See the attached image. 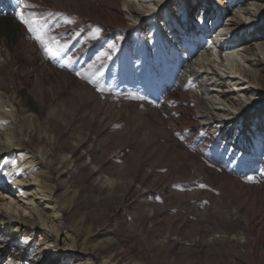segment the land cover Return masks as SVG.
Wrapping results in <instances>:
<instances>
[{"label": "rangeland", "instance_id": "obj_1", "mask_svg": "<svg viewBox=\"0 0 264 264\" xmlns=\"http://www.w3.org/2000/svg\"><path fill=\"white\" fill-rule=\"evenodd\" d=\"M176 1L129 0L128 2L132 3L141 14L146 15L145 19H149L145 11L153 10L154 3H158L156 8L163 13L167 7L173 8V2ZM206 1L209 4L210 0ZM246 1L249 4L255 2L254 0ZM30 2L39 5L34 9L37 12L61 13L65 19L74 21L70 24L65 23L61 16L55 15L48 18L49 28L61 36L62 42L67 41L66 55L72 57V64L67 68H61L56 60L46 59L40 46L32 38V34L17 19V12L20 9L16 0H0V73L5 76L0 79V96L8 105L16 108L19 115L14 121L17 128L16 134L20 141L22 139L25 142L27 148L38 150L36 146L28 145V143L29 137L35 138L39 132H43L39 143L46 145L47 148L53 147L56 133L54 135L51 132L48 135L40 131V128L46 126L50 120L56 124L57 131L62 132L58 139L62 146L57 150L63 151L64 155H69L68 160L72 158V163L67 167L62 163L59 164L58 161L55 162L59 164L61 171L64 170L63 177L59 178L55 169H51L47 177L49 184L53 187L54 201L64 213L65 227L72 234L76 233L77 228L85 234L79 237L77 235L76 252L91 258L95 264H100L97 258L98 251L92 250L91 247H97L96 244L106 241L108 234L111 236L114 234L119 243L109 251L118 256L121 262L128 264L133 260L136 251L139 254H155L156 250L152 248V244L164 242L165 235L171 233L174 237L170 239L179 242V245L169 256L163 249L159 254L158 263L188 264L189 255L191 256L193 251L195 254H203L198 250L201 247L198 243L200 241H197L196 245L191 243L194 238L190 232L191 222L196 221L206 231L212 222H208L207 219L201 220L199 214L203 212V209L214 210V199L222 196L231 197L238 193V189L234 187L228 190L220 185L218 177L230 174L244 185L253 184L254 179L252 181L247 179L251 176L248 171L239 168L240 163H250L253 170L260 171L256 160L264 162L262 151L251 150V156L248 159L241 156L242 162H238L231 157L233 154L236 155L232 150L233 143L223 141L212 129L205 128V132L193 133L190 129L189 117H194L196 114L189 113L187 108L194 100L186 96L188 92L179 90L177 76L182 72H177L179 68L175 63L173 64V59L167 57L170 55L160 49V45L156 48L161 55L157 58L155 67H149L144 61L136 59L134 52L125 49L119 42L112 43L111 40L98 42L97 38H92L89 35L91 29L93 27L101 29V25L94 19L82 17L84 8L81 6L75 7L72 2L62 5L56 0H30ZM239 2L235 1L233 5L235 11L240 12L238 18L242 24L244 26L260 25L259 28H263L264 16L257 12L255 17H260V20L246 17L243 11L245 6H241L245 1L239 0ZM260 3L255 4L259 6ZM217 6L222 7L221 4ZM118 9L126 26L135 24V21L126 16L124 6L120 5ZM74 12L78 14L74 15ZM231 13L232 11L222 13V28L230 29L228 24L232 21L229 22L227 16L232 15ZM196 17L195 15L193 20L199 24V17ZM144 23L147 22L144 21ZM159 27L164 29L162 25ZM136 28L133 30L138 34V44L146 46L147 57L152 61L154 49L145 35V26L143 24ZM251 30L252 35L246 39L247 46L256 49L260 40L255 32L256 29ZM240 34V31L234 30L231 36L236 39ZM101 35H105L102 30ZM157 38L162 41L163 34ZM109 44L114 47L109 48ZM101 53L107 55L100 56ZM240 54L238 60L230 63L229 69H225L224 72L221 71L223 69L218 70L216 67H213V70L224 80L229 79L228 76L232 77L231 83L228 82L229 80L226 82L228 89L240 95L239 98L244 102L242 107L252 119L257 110L251 111V107L259 106L258 110H264V97L250 92L249 86L246 85L242 70L248 68L244 61V52L241 51ZM257 55L258 58L263 59V55L259 52ZM97 56H100V59H97ZM118 57L120 59H117ZM196 58L186 61L196 65L197 71L200 69H198L199 64ZM91 64H95V67L89 69ZM48 67L55 71L49 70ZM176 68L177 71L173 72ZM56 72L59 74H55ZM77 72L87 73L89 76L95 73L94 82L90 84L81 79L76 75ZM137 72L143 75V78L137 77L136 82H133L134 74ZM9 73L13 74L12 80ZM153 75L156 80V89L154 87L142 95L137 90L139 84L144 83L145 77L152 78ZM163 77L164 80L161 81ZM186 78H189V75ZM216 79L214 77L211 82H206L210 91H213L212 101L215 104L213 109H218L214 111V114L222 119L231 118L233 121L237 119L234 123L236 131L241 129L240 134H242V129L246 128L243 135L247 138L248 124L243 125L244 120L239 118L242 107L237 101L234 105L228 104L227 97L218 92L223 90L222 86L216 87V84H213ZM97 86L104 91L98 92ZM191 92L190 90L189 93ZM132 95L145 96L146 100L126 98ZM145 104L156 107V112L148 111ZM22 116L26 119L24 120ZM195 121L200 123L198 118H195ZM162 128L168 133L161 132L162 130L159 129ZM44 133L46 138H43ZM77 140H81V144H77ZM66 144H72L75 148L72 157L70 155L72 151L66 147ZM214 144L222 147L223 150L215 149ZM18 155L21 156V153ZM159 157L160 159H157ZM15 160V156H10L2 158L0 163L4 166ZM192 161H196L198 165L205 162L208 169L206 167L203 170L200 167L198 169L193 166L195 164L191 163ZM97 164L104 168L105 174L102 176L112 178L113 173H117L122 178V181L119 180V187L114 189V193H109V189L101 188L105 178L100 182L99 175H91L90 171ZM142 174L148 176L147 180L141 184V190L145 188L147 190L145 197L132 193L137 187L139 188V179ZM62 179L68 185L61 183ZM0 184L2 187L8 185L4 178H0ZM200 184L206 187L200 188L198 186ZM0 193L5 194L1 189ZM254 196L253 194L251 198ZM7 200L14 205H19L11 196ZM142 201L147 205H156L158 212L156 221L152 224H149V220H146V224L137 222L136 206H139L138 202ZM84 237L87 238L85 240L87 247H85L90 249L86 254L79 249ZM221 246L218 244L216 247L221 248ZM2 257L0 264H5L7 258ZM213 259L216 260L215 264H219L218 255H215ZM134 262L145 264V261L139 258H135ZM154 263L156 264V259Z\"/></svg>", "mask_w": 264, "mask_h": 264}, {"label": "bare ground", "instance_id": "obj_2", "mask_svg": "<svg viewBox=\"0 0 264 264\" xmlns=\"http://www.w3.org/2000/svg\"><path fill=\"white\" fill-rule=\"evenodd\" d=\"M56 1L62 5L63 3L72 2L75 7L81 6L84 8L81 16L94 19L96 23L101 25V30L105 34L97 38L98 42H109L108 40H111L112 43L119 42L125 49L134 52L133 55L136 56V59L141 62L144 61L149 67H155L157 58L161 55L156 48L160 45V49L166 51L173 58V64L175 63L176 67L179 68L178 71L176 68L173 72H182L177 76L179 90L188 92L186 96L194 100L187 108L189 113L195 112L196 114L193 115L194 117L189 115L190 129L193 133L205 132V128L212 129L216 135L219 134V138L223 141L233 143L232 150L236 155L233 154L231 157L238 162L241 161V156L248 159L251 156V150L262 151L264 156V110L260 111L257 109L259 106H252L251 111L257 110V113L250 119L248 113L242 107L244 102L239 98L240 95L233 93L230 88L228 89L226 82L229 80L228 82L231 83L230 78L232 77L228 76L229 79L224 80L213 70V67L218 70L223 69L221 70L223 72L225 69H229L230 63H235L240 57L241 51H243L244 61L248 68L242 70L246 85L249 86L250 92L264 97V27L259 28L260 25L244 26L242 24L238 18L240 12L239 10L238 12L235 11L233 5L235 1L240 3L239 0H210L209 4L206 0H177L173 2V8L167 7L163 13L162 10L156 8L158 3H154L153 10L147 9L145 11L149 19H145L146 15L141 14L132 3L128 2L129 0ZM244 1L245 3L241 6H245L243 11L246 13V17L260 20V17H255L257 12L264 16V0H254L253 4ZM258 2H261L259 6L256 5ZM216 4H221L222 7ZM120 5L126 8V16L135 21L134 25L126 26L118 9ZM230 6L231 8H229ZM227 11H232V15L227 16L229 22L232 21L228 24L230 29L222 28L223 25L221 24L223 23L221 21L222 13ZM77 14V12H74V15ZM195 15L199 17V24H196L193 20ZM144 21L147 23H144ZM143 24L145 35L154 49L153 57H151L152 61L147 57L148 49L145 48L146 46L138 44V34L133 30ZM159 25H162L164 29H159ZM253 28L256 29L255 32L258 34V40H260L256 49L247 46L246 40L252 35L251 29ZM234 30L241 33L236 39L231 36ZM132 32L134 33L132 34ZM155 34L157 36L163 34L162 41L158 40ZM253 36L255 37L254 34ZM257 52L263 55V59L258 58ZM195 57H197L196 61H198V69H200L197 71L195 70L196 65L186 61L191 58L195 59ZM48 68L55 71L51 67ZM55 74L58 75L59 73L56 72ZM134 75L133 82H136L137 77L139 79L143 78V75L138 72ZM187 75H189V78H186ZM9 77L12 80L13 74L9 73ZM214 77L217 79L213 84H216V87L222 86L223 90L218 92L227 97L228 104L234 105L237 101L242 107L239 118H242V121L244 120L243 125L248 124L247 135H249L247 138L243 135L246 128L242 129V134H240L241 129L236 131L234 123L237 119L235 121L231 118L222 119L214 114V111H218V109H213L215 105L212 101L214 98L213 91H210L206 85V82H211ZM3 78L5 76L0 73V79ZM145 78L144 83H140L137 88L142 95L155 87L154 75L152 78L148 76ZM163 80L164 77L161 81ZM190 90L191 93H189ZM246 100L248 101V99ZM145 106L148 111L156 112V107L147 104ZM18 116L16 108L13 105H8L0 96V160L10 156L16 157L15 167H13V163L4 166L0 163V178H4L8 183L6 187H2V184H0L1 191L5 193H0V197H3L0 198V260L3 258L2 256H5L7 258L5 264H95L91 258L76 252L78 248L77 235L79 237L81 234L84 236L85 234L78 228L75 230L76 233L72 234L65 227L64 213L54 201L53 187L49 184V178L47 177L51 169L57 170L59 178L63 177L64 170L59 169V164L62 163L68 167L72 163V158L68 160L69 155H64L63 151L59 152L57 150L58 147L62 146L58 142L62 132L57 131L56 124L53 120H50L46 126L40 128V131H44L48 135L51 132L54 135L56 133L53 147L47 148L46 145L39 143L40 136L43 134V132H39L37 137H29L28 145H34L38 149L34 151L29 147L27 148L25 142L22 139L20 141L16 134L17 128L14 121ZM22 118L26 119L24 116ZM195 118L200 120L199 124L195 121ZM159 130L168 133L164 128ZM46 134L43 138H46ZM258 141L259 143H257ZM76 143L81 144V140H77ZM72 146V144H66V147L72 151L70 152L71 157L75 152V148ZM214 148L220 151L223 150L217 144H214ZM18 153H21V156ZM157 159H160V157ZM57 161L59 162L58 165L55 164ZM62 161H65V163ZM256 161L259 163L258 168L260 171L258 169L253 170L250 163L242 161L239 167L241 170L249 172L254 179L253 184L244 185L230 174H223L218 177L220 185L228 190L234 187L238 189V193L231 197L222 196L214 199V210L207 211L206 208L203 209V212L199 214L201 220L207 219L208 222H212L210 227L206 228V231L203 230L205 228L201 224L196 221L191 222L190 232L194 237L191 243L196 245L197 241H200L198 243L201 247L198 250L203 254H195V251L192 250L193 253L191 256L189 255L188 264H215L216 260L213 259L215 255H218L219 264H264V162ZM191 163L195 164L193 166L198 169L200 167L201 170L208 166L205 162L202 165L201 163L198 165L196 161ZM118 169L120 168L118 167ZM103 170L104 168L97 164L90 172L91 175H99L100 182L105 178L106 180L102 183L101 188L109 189V193H114V189L119 187V180L122 181V178L117 173H113L112 178L102 176L105 174ZM5 173H10V175H5ZM147 177L146 174L141 175L139 188L137 187L132 191L134 195L145 197L147 190L146 188L141 190V184L147 180ZM61 183L68 185L64 179ZM252 193L255 196L251 198ZM10 196L19 205L8 202L7 199ZM137 205L139 206H136L135 214L139 224H146V220H149V224L156 221V213L158 212L156 205H147L143 201L138 202ZM170 237L173 238L174 234L167 233L164 242L152 244V248L156 250L153 255L134 252L133 260L128 264H137L134 262L135 258L143 259L145 264H155L154 259H156V264H159V254L163 249L166 250L165 254L169 256L173 254L174 248L179 245V242L173 241ZM211 237L213 238L210 239ZM86 239L84 237L79 248L85 251L84 254L90 250L86 248ZM118 243L119 240L114 234L112 236L108 234L106 241L96 244L97 247L92 246L91 249L98 251L97 258H99L100 264H127L121 262L118 256L109 251ZM218 244L222 245L221 248L216 247Z\"/></svg>", "mask_w": 264, "mask_h": 264}, {"label": "snow or ice", "instance_id": "obj_3", "mask_svg": "<svg viewBox=\"0 0 264 264\" xmlns=\"http://www.w3.org/2000/svg\"><path fill=\"white\" fill-rule=\"evenodd\" d=\"M17 5L19 7V11L17 12V19L19 22L25 26L27 31L32 34V38L37 42V44L40 46L43 55L46 59L50 60H56L59 63V66L61 68H67L72 64V57L66 55V49L68 46L67 41L62 42L61 36L57 35L52 29L49 28V17L55 16H61L62 19H64L65 23H74L73 20L65 19L61 13H41L37 12L34 9L38 8L39 5L31 3L30 0H16ZM25 9H33L32 11L25 12ZM76 35H79V33H76ZM89 35L92 38H99L101 35V29L98 27H93L89 33ZM75 38V37H73ZM109 48H113L114 45L109 44ZM107 55L106 53H101L100 56ZM100 56H97V59H100ZM95 67V64L89 65V69ZM77 76H79L81 79L86 80L88 83H93V77L95 76V73L92 74V76H89L87 73H76ZM96 90L98 92H103L104 89L97 86ZM128 99L133 100H139L144 101L146 100L145 96L142 95H132L130 97H126ZM16 164L13 162V167H15ZM5 175H10V173H5ZM249 181H252V177L247 178ZM200 188H205L206 185L200 184L198 185Z\"/></svg>", "mask_w": 264, "mask_h": 264}]
</instances>
